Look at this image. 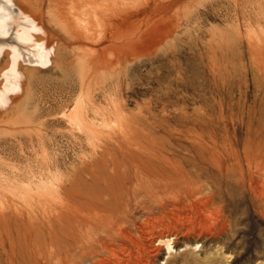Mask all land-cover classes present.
I'll return each mask as SVG.
<instances>
[{
  "label": "rangeland",
  "instance_id": "rangeland-1",
  "mask_svg": "<svg viewBox=\"0 0 264 264\" xmlns=\"http://www.w3.org/2000/svg\"><path fill=\"white\" fill-rule=\"evenodd\" d=\"M162 12L154 44L126 53L127 62L109 50L114 65L95 70L79 63L91 54L86 45L44 21L54 67L22 70L31 79L0 124V264H48L45 252L23 251L51 229L70 251L65 264H264V203L249 189L241 154L246 125L256 130L264 119V0H178ZM80 106L95 140L76 124ZM129 123L131 145L123 140ZM233 134L234 147L226 142ZM127 149L142 161L137 149L156 154L148 169L172 185L135 192ZM40 179L65 196L62 223L24 202L19 184ZM209 193L214 216L205 224L195 203ZM166 231L175 238L170 255L154 246Z\"/></svg>",
  "mask_w": 264,
  "mask_h": 264
},
{
  "label": "bare ground",
  "instance_id": "bare-ground-1",
  "mask_svg": "<svg viewBox=\"0 0 264 264\" xmlns=\"http://www.w3.org/2000/svg\"><path fill=\"white\" fill-rule=\"evenodd\" d=\"M177 1L178 0H39V3H36L34 0H0V124H3V113L6 114L5 112L16 109L15 105L17 99L20 98V95H22L21 93L25 92L24 78L28 77L29 81L31 79L30 74H27L28 72L24 73L22 70L27 71L30 70L29 68L37 70L39 66L54 67V60L57 59V49L56 46H52L54 42L52 41V35H49L47 32V28L44 24L45 20H49L50 22L55 21V23L60 25L73 44L86 45L92 55L89 54L88 57L86 56L87 58L81 57L79 63L89 66L91 70H95L97 67L103 65H114L113 60H109L105 56L106 52H109V50L115 54V56H112H114L116 62L119 63L121 60L127 59L126 53L137 52V50H140L143 46L146 45L145 47H147V44H154L156 33L159 30L157 28L161 22H163L160 20L164 19L162 18L163 16L161 17L163 13L162 9ZM46 2L50 10L45 14L43 11L45 7L43 6ZM14 8L17 9V12H15L16 10H14ZM159 16L160 18L156 19ZM166 19L167 18H165V20ZM84 110L85 109L81 106L79 107L76 124L78 127L88 130V134L95 140L97 135L91 130L92 128L86 120ZM226 110L229 118H232L234 115L233 110L230 107H226ZM239 117H241L242 123L244 124L243 116L239 114ZM30 122L25 123L26 129L28 127L31 128ZM133 133L134 129L132 124H125V128L123 129V140L126 141L127 144H130L129 141H131ZM244 136L245 140L249 141L244 145V149L241 152L247 168L248 176L246 177H248V186L250 191L256 196L257 201L264 203V119L259 121L256 130H250V127L246 125ZM87 140L89 141V138ZM226 142L228 145L234 147L238 144V138L233 134L232 137L226 138ZM250 142L255 144L253 150L250 149ZM136 151L147 161H142L140 159L141 157L134 158L131 149L125 150V154L135 159L132 161V164L134 166V178L138 184L137 187L134 186L135 190H133L135 192H141L143 190L144 192L152 193L154 190L164 188V191H166V188L168 189V187L172 185L171 182L161 178V175H154L153 173L155 171L152 172L148 169L149 165H146L151 160L160 159L151 151L148 152L140 149ZM232 152L236 153L234 158L237 157V160L240 162V154L237 151ZM2 179L3 172L0 170V182L3 181ZM19 185L21 186L19 187L23 195V200H25L24 202H27L29 206H32L33 203H37V206L48 212L43 213V215L46 213L48 216H46V221L54 217L62 223L61 218L66 216L70 208L68 203L63 202L65 196H61L63 197L61 198L60 192L56 190L57 188L52 189L53 185L45 181V179H40L33 188L28 182H23V184L21 183ZM213 203L215 205V198L212 193L202 197L195 203L196 210H198L199 213L197 220L201 223H205L213 218V213L208 209L210 206L213 207ZM212 209L214 212V207ZM28 210L30 209L28 208ZM27 214H30V211L29 213L27 212ZM43 215H41L42 218ZM28 217L31 226L28 227L30 229H24L25 235H23L25 238L27 237L29 241H32V233L35 232L33 225L36 223L32 221L34 218L32 219L31 215ZM19 220L23 219L21 218ZM30 223L28 224L30 225ZM120 233H122L121 230ZM47 235L48 238L44 239L43 243L35 241L37 243L35 244L33 240L31 244L29 242V244L25 245L26 249L24 248V251H22L30 255H36L43 251L49 259L47 261L48 264H50L52 258L57 259L54 264H65L64 261H61V258L62 256H67L69 250H64L60 247L59 241H57L59 236L57 237V233L52 229ZM124 237L132 241L131 236L125 235ZM89 239L93 240V237ZM174 239L175 238L167 231L160 232L157 238L158 242H156L158 244H154V246L156 245L159 248V246L164 245L170 255L174 250V247H172ZM8 240L11 248H13V239L8 237ZM12 253L14 254V251ZM41 254L42 253H40V255ZM64 259L66 258L64 257ZM68 260L69 259H67V261Z\"/></svg>",
  "mask_w": 264,
  "mask_h": 264
}]
</instances>
